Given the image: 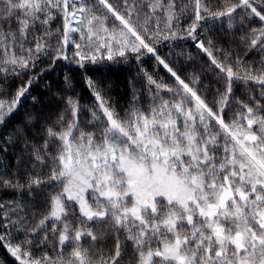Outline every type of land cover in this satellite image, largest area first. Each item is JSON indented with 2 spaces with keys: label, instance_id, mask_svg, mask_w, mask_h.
Listing matches in <instances>:
<instances>
[{
  "label": "snow or ice",
  "instance_id": "snow-or-ice-1",
  "mask_svg": "<svg viewBox=\"0 0 264 264\" xmlns=\"http://www.w3.org/2000/svg\"><path fill=\"white\" fill-rule=\"evenodd\" d=\"M222 2V10L211 12L203 0H189L194 18L188 35L195 38L206 16L227 18L232 27L240 9L241 21L258 18L262 24L242 37L248 50L261 54L259 67L237 60L234 69L213 58V65L226 77L225 92L214 101L217 110L213 111L160 60L183 94L148 77L156 95L141 108L136 106L139 96L134 92L123 118L89 79L99 114L92 111V119L82 126L79 103L68 98L56 126L45 127L43 144L25 145L26 150L31 147L35 162L50 166L47 179L29 175L23 185L18 179L0 176L3 187L21 191L27 187L30 195L40 194L44 184L59 189L45 194L47 214L29 233L34 235L52 223L41 244H47L51 235L56 255L33 257L32 240L26 236L16 245H5L19 264H120L126 249L119 235L114 253L108 256L102 249L83 245L86 237L93 246L102 239L92 229H84L89 222L122 232L134 264H264V0ZM189 3L122 0V13L109 0H97V6H89L86 0H0V72L19 75L49 50L56 59L72 60L81 67L126 59L129 53L139 59L142 49L154 54L149 40L164 31L168 34L163 39H175L173 29L189 12ZM142 15L145 34L146 25L155 19L151 37L142 35L132 22L133 16L139 21ZM57 18L62 27L53 31L50 26ZM38 28L43 32L30 41V33ZM73 34H78L80 42ZM53 38H58L54 49ZM70 44L75 48L71 56L67 54ZM198 47L212 56L203 42ZM235 82L244 86L251 106L237 99L233 116L226 121ZM161 89L178 99H163ZM26 91L27 87H21L11 103L0 101V123ZM89 126L94 130L85 131ZM70 211L80 227L68 222ZM9 225L21 230L20 220H7L3 227ZM4 239L0 235V241Z\"/></svg>",
  "mask_w": 264,
  "mask_h": 264
},
{
  "label": "trees",
  "instance_id": "trees-1",
  "mask_svg": "<svg viewBox=\"0 0 264 264\" xmlns=\"http://www.w3.org/2000/svg\"><path fill=\"white\" fill-rule=\"evenodd\" d=\"M86 2L89 6H97V0H86ZM109 2L123 13L122 0H109ZM137 2H143V0H137ZM182 2L189 3V0H182ZM203 2L211 12L222 10L224 7L222 0H203ZM230 2L238 3L239 0H230ZM131 3L133 0H129V4ZM192 7L193 5L189 3V12L181 16L178 26L174 27L173 31L177 32L175 39H163V35L168 34L164 31L160 37L149 40L156 50L154 54L157 58L147 53L146 49H142L139 59L136 58V54L129 53L126 59L117 58L114 62L105 60L98 65L88 63L81 67L72 60L56 59V53L49 50L47 54H40L34 67L22 70L19 75L12 74L11 71L0 72V101L11 103L17 100L18 90L21 87H27L24 95L19 97L14 111L0 123V176L5 179H18L23 185L27 184L29 175L47 179L50 166L35 162L30 155L31 147L26 150L25 145L43 144L45 127L56 126L58 118L65 112L68 98L79 103L82 126L84 122L92 119V111H97L99 114V109L96 107L98 101L95 99L93 90L88 86L89 79L97 85L102 97L123 118L125 112L132 106L134 92L139 96V103L136 106L141 108H146L151 103V96L156 95V86L149 84L148 77L155 80L157 84L166 85L183 94L182 86L164 67V64H167L180 79L189 84L210 107H213V111H216L214 101L225 92L226 77L213 65L212 59L225 65L230 64L234 69L237 60L244 65L251 63L253 67H259L261 54L255 49L248 50L242 37L251 35V29H259L262 24L258 18H253L252 22L248 19L241 21L242 11L238 9L234 14L232 27H229L227 18L213 19L211 16H206L200 21L193 39L188 35V29L194 18ZM144 11L146 12L147 9L145 8ZM132 22L142 35L152 36L155 19L146 25L149 29L146 34L142 31L143 15L139 21L133 16ZM115 23L119 24L118 21ZM12 26L15 28V23ZM50 27L53 31L61 28L62 20L57 18ZM42 32L43 29L38 28L30 33L29 40L31 41L33 36L38 37ZM73 38L80 42L78 34H73ZM57 39L53 38L50 41L53 49L58 46ZM200 42H203L204 47L212 53L211 57L198 47ZM74 50V45L70 44L67 54L71 56ZM160 60H163L164 64H161ZM159 95L165 100L178 99L167 89L159 90ZM237 99L244 100L251 106L246 99L245 88L240 82H235L233 85L230 107L226 109L224 115L226 121L232 118ZM84 130L94 129L89 126ZM56 191L59 189L55 186L49 187L48 184H44L41 186L40 194L34 191L30 195L27 187L21 191L5 188L0 184V205H3L0 207V235L5 237L3 241H0V264H19L7 251L5 245L9 242L16 245L26 236L32 240L30 251L33 257H42L45 253L50 256L56 255L52 250L54 238L51 235L47 244H41L45 233L51 232L52 223H48L34 235L29 234L32 229L37 228L39 220L47 214L45 194ZM5 213L8 214L7 217ZM7 220H20L21 230L18 231L11 225L5 229L3 225ZM68 222L73 227H80L77 217L72 216L71 211ZM83 227L85 230L92 229L98 237L102 238L101 242L94 246L90 238H84L82 243L85 247L93 250L102 249L105 256L111 255L114 253L116 236L119 235L122 246L126 249L120 264H134L131 246L122 232L117 233L109 229L108 224L89 222ZM64 251L65 253L70 251V246Z\"/></svg>",
  "mask_w": 264,
  "mask_h": 264
},
{
  "label": "rangeland",
  "instance_id": "rangeland-1",
  "mask_svg": "<svg viewBox=\"0 0 264 264\" xmlns=\"http://www.w3.org/2000/svg\"><path fill=\"white\" fill-rule=\"evenodd\" d=\"M150 55H152V54H150ZM154 55V54H153ZM156 57V56H155ZM157 58V57H156Z\"/></svg>",
  "mask_w": 264,
  "mask_h": 264
},
{
  "label": "bare ground",
  "instance_id": "bare-ground-1",
  "mask_svg": "<svg viewBox=\"0 0 264 264\" xmlns=\"http://www.w3.org/2000/svg\"><path fill=\"white\" fill-rule=\"evenodd\" d=\"M153 55V54H152ZM154 56H155V54H154Z\"/></svg>",
  "mask_w": 264,
  "mask_h": 264
},
{
  "label": "water",
  "instance_id": "water-1",
  "mask_svg": "<svg viewBox=\"0 0 264 264\" xmlns=\"http://www.w3.org/2000/svg\"><path fill=\"white\" fill-rule=\"evenodd\" d=\"M151 56H153V55H151Z\"/></svg>",
  "mask_w": 264,
  "mask_h": 264
}]
</instances>
